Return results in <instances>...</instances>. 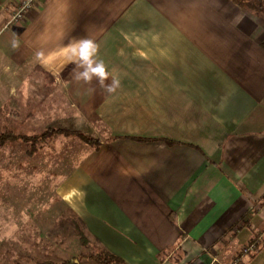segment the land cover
<instances>
[{"label":"crops","instance_id":"1","mask_svg":"<svg viewBox=\"0 0 264 264\" xmlns=\"http://www.w3.org/2000/svg\"><path fill=\"white\" fill-rule=\"evenodd\" d=\"M17 1L0 0V122L102 143L6 142L62 180L54 210L0 197L1 235L74 264H230L264 236V0H35L10 22Z\"/></svg>","mask_w":264,"mask_h":264},{"label":"rangeland","instance_id":"2","mask_svg":"<svg viewBox=\"0 0 264 264\" xmlns=\"http://www.w3.org/2000/svg\"><path fill=\"white\" fill-rule=\"evenodd\" d=\"M4 113L5 110L2 111V116ZM2 118L3 119L0 122V131H5L7 129L13 130L16 133L21 130L23 131V128L17 124L18 122L14 120V118L7 116ZM71 135L75 136L74 134ZM76 140L77 142H81L83 147H88V143L82 140L80 141L79 138H76ZM19 151L20 149L18 148L13 150L14 162H12L13 156L10 155L8 149L0 151V197H33V200H36V202L26 204V206L31 205L34 210H54L59 207L60 203L57 197V189L62 180V172L45 170V168H41L40 164H29L31 159H28V157L30 158V156ZM38 160L39 162L42 161L40 156L38 157ZM26 237L27 236H22V234L12 236H3L0 234V264H12L13 262L29 263L32 261L42 262V260H44L42 259L43 256H41L43 252H34L32 249L27 250L32 242L35 241V237L38 236L31 234L28 236L29 238ZM4 238H6L7 241H3ZM88 239L90 243V238L88 237ZM255 239L258 240L256 249L248 251L247 254H243L241 264H243L246 257H254V255L264 246L263 235H260L259 237L256 236ZM255 239L247 242L243 246L250 244ZM241 253H244V251ZM254 264H264V250L256 258Z\"/></svg>","mask_w":264,"mask_h":264},{"label":"trees","instance_id":"3","mask_svg":"<svg viewBox=\"0 0 264 264\" xmlns=\"http://www.w3.org/2000/svg\"><path fill=\"white\" fill-rule=\"evenodd\" d=\"M57 134H64V135H71L74 134L76 137L81 139L82 141L88 143L89 145L93 146L94 148H98L102 140L97 137H93L87 133H85L82 130L79 129H72L68 127H49L46 128L40 132L34 133V134H24L21 135L19 133L14 132L13 130L7 129L5 131H0V149L4 143L7 141H14L21 139L24 142H27L30 144L29 149L27 150L28 154L33 155L37 149L38 146L47 140L49 137ZM77 235L79 237V240L84 246H87L89 244L88 236L86 235L84 228L77 229ZM82 257H90L93 258L99 262L103 263H112V262H118L123 263L125 262L122 260L121 257L118 255L112 253L111 251L107 249H103L98 252L94 251H85L81 254ZM75 258H69L66 260H63L61 262H54V261H44V262H36L33 264H74ZM13 264H26V263H13Z\"/></svg>","mask_w":264,"mask_h":264},{"label":"built area","instance_id":"4","mask_svg":"<svg viewBox=\"0 0 264 264\" xmlns=\"http://www.w3.org/2000/svg\"><path fill=\"white\" fill-rule=\"evenodd\" d=\"M35 0H18L16 2V5L10 15L9 21L15 22L18 21L27 14L29 9L32 7ZM258 240L252 241L250 244H247L246 246H243L241 248V252L244 251V253H239L237 256L233 259V261L230 264H241V261L243 259V254H247L248 251L256 249V246L258 245Z\"/></svg>","mask_w":264,"mask_h":264},{"label":"snow or ice","instance_id":"5","mask_svg":"<svg viewBox=\"0 0 264 264\" xmlns=\"http://www.w3.org/2000/svg\"><path fill=\"white\" fill-rule=\"evenodd\" d=\"M88 47H89V44H88V42H84V44H83V47H82V54H84V53H86L87 52V50H88ZM96 71H101L100 69H96Z\"/></svg>","mask_w":264,"mask_h":264},{"label":"clouds","instance_id":"6","mask_svg":"<svg viewBox=\"0 0 264 264\" xmlns=\"http://www.w3.org/2000/svg\"><path fill=\"white\" fill-rule=\"evenodd\" d=\"M89 44V43H88ZM89 47H90V44H89ZM89 47H88V50H87V52L86 53H84V56H85V58H87V54H88V51H89ZM85 75H87V74H85Z\"/></svg>","mask_w":264,"mask_h":264}]
</instances>
